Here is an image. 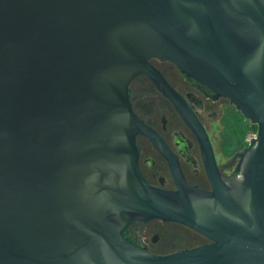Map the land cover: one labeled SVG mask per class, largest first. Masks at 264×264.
Here are the masks:
<instances>
[{
  "label": "water",
  "instance_id": "obj_1",
  "mask_svg": "<svg viewBox=\"0 0 264 264\" xmlns=\"http://www.w3.org/2000/svg\"><path fill=\"white\" fill-rule=\"evenodd\" d=\"M153 57L258 124L237 176L219 172L204 126L161 79L212 189L145 180L136 135H157L129 84L160 78ZM152 218L212 242L155 254L125 237ZM0 264H264V0H0Z\"/></svg>",
  "mask_w": 264,
  "mask_h": 264
},
{
  "label": "flooded vegetation",
  "instance_id": "obj_2",
  "mask_svg": "<svg viewBox=\"0 0 264 264\" xmlns=\"http://www.w3.org/2000/svg\"><path fill=\"white\" fill-rule=\"evenodd\" d=\"M149 61L160 78L139 73L129 84L133 110L157 135L146 132L136 135L138 165L145 180L155 187L176 190L182 176L191 185L212 189L200 138L177 109L163 81L185 100L204 126L219 172L226 178L237 176L238 154L256 136L258 124L246 117L229 96L187 76L172 61L158 57ZM122 217L128 218L126 214ZM124 235L155 254L212 242L183 223L161 218L132 220L125 226Z\"/></svg>",
  "mask_w": 264,
  "mask_h": 264
},
{
  "label": "rangeland",
  "instance_id": "obj_3",
  "mask_svg": "<svg viewBox=\"0 0 264 264\" xmlns=\"http://www.w3.org/2000/svg\"><path fill=\"white\" fill-rule=\"evenodd\" d=\"M251 135H252V134H249L248 137L251 138V137H252Z\"/></svg>",
  "mask_w": 264,
  "mask_h": 264
}]
</instances>
